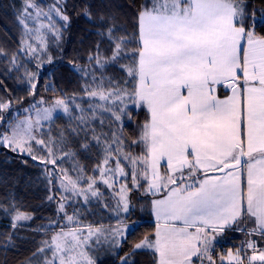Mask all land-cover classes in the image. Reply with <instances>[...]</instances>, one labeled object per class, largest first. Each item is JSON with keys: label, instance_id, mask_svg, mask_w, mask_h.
Masks as SVG:
<instances>
[{"label": "snow or ice", "instance_id": "6c2138e0", "mask_svg": "<svg viewBox=\"0 0 264 264\" xmlns=\"http://www.w3.org/2000/svg\"><path fill=\"white\" fill-rule=\"evenodd\" d=\"M29 7L34 6L27 4L23 16L30 15ZM53 11L59 14V9ZM137 25L134 40L113 37L115 29L107 30L114 45L111 59H120L122 54L131 57L133 64L127 72L136 81L131 92H109L108 96L146 106L150 118L139 141L144 151L136 157L114 156L109 145L103 164L111 161L115 168L98 166L96 171L104 176L111 173L114 180L117 174L126 177L121 164L126 160L132 165L134 186L143 179L148 192L164 193L151 201L156 218L154 239L145 236L134 249H154L156 264H195L196 260L203 264L205 258L208 264H215L210 252L217 236L245 213L255 219L257 227L252 232L259 231L264 237V35L256 33L257 26H264V16L248 14L243 0H152L151 7L138 13ZM132 43L137 47L126 51L124 46ZM29 50L33 51L31 45ZM27 75L29 94L35 95L36 85L31 83L35 77ZM220 86L230 89L231 95L221 99L217 94ZM88 94L98 95L96 91ZM99 95L108 98L102 92ZM8 107L0 102V109ZM31 108L35 118L29 115L10 123L8 131L0 133V144L33 160L37 157L32 154V145L46 150L44 161L52 166L50 175H55L59 160L71 154L57 157L54 148L36 133L58 109L68 113L69 103L57 99L49 107L33 104ZM126 108L125 104L112 115L121 120L122 115H128ZM49 143L54 145L55 141ZM60 172L64 173L60 179L63 191L85 195L86 200V193L98 195L92 191L94 178H88L87 189L78 188L82 177L73 178L63 169ZM118 206L124 213L131 210L126 196H121ZM63 209L61 203L58 212ZM28 218L18 214L14 220ZM67 219L72 221L73 217ZM134 227L120 221L112 235L126 236ZM86 240L82 241L76 230L61 228L50 244L45 242L52 250V259H45L44 264H83L85 253L79 249ZM247 247L252 249L247 264H264V250L257 251L254 242ZM242 251L237 249L233 254L229 250L227 256L236 264H245ZM121 259L127 264L126 257ZM87 264L95 262L88 259Z\"/></svg>", "mask_w": 264, "mask_h": 264}, {"label": "trees", "instance_id": "16d2710c", "mask_svg": "<svg viewBox=\"0 0 264 264\" xmlns=\"http://www.w3.org/2000/svg\"><path fill=\"white\" fill-rule=\"evenodd\" d=\"M147 1L62 0L60 7L68 20L61 29L58 42L50 43V40L47 49L32 55L21 46L24 29L19 9L23 0H0V102L9 104L8 108L0 109V118H11L14 106L28 104L34 97L47 100L75 98L82 105L79 112L75 109L72 114H56L41 131L42 139L54 148L56 156L58 153L71 154L59 160L55 175H50L52 166L44 161L46 150L41 149V159L33 160L30 155L14 152L0 144V264H25L49 237L53 230L50 223L64 216L58 212L60 204L65 202L58 178L63 174L61 169L67 167L74 175L78 169L84 176H96L97 166L102 164L109 145L112 150L119 147L129 154L142 155L144 145L139 141L143 125L149 120L146 107H137L131 102L126 104L128 115H123L121 120H116L106 109L98 111L102 121L92 120L93 112L88 109L92 100L87 93L95 89H114L118 94L133 90L136 81L127 72L133 59L123 54L120 59H111L114 45L107 30L115 29L113 37L134 40L138 34L137 16L146 4H150L151 0ZM243 2L248 14L254 13L257 18L264 16V0ZM256 33L264 35V26H257ZM124 47L127 51L137 45L132 43ZM90 56L95 59L90 60ZM84 68H92V71L85 75ZM27 74L35 77L31 80L36 85L35 95L29 94ZM3 128L7 130L5 122ZM83 145L88 147L83 148ZM131 181L129 177V197L133 207L125 220L132 221L135 227L114 249L117 259L130 253L134 255L133 246L145 236H151L155 229L149 210L150 196L144 189L146 182L139 179V186L134 187ZM77 205L76 202L66 204L71 217L77 211L85 210ZM18 214L28 215L29 219L14 223V216ZM96 223L97 220L90 221V224ZM230 246L233 245L217 244L212 258L223 255L225 247ZM112 256L98 254L96 264H117ZM136 256L139 260L134 264H147L145 256L152 258L143 252H137Z\"/></svg>", "mask_w": 264, "mask_h": 264}, {"label": "rangeland", "instance_id": "374dc122", "mask_svg": "<svg viewBox=\"0 0 264 264\" xmlns=\"http://www.w3.org/2000/svg\"><path fill=\"white\" fill-rule=\"evenodd\" d=\"M149 1V0H148ZM147 1V2H148ZM62 3V0H23L22 7L19 9V17L20 21L21 19L24 20V23L22 24L24 29V34L21 42V46L23 51H28L32 55H39L41 54L44 49H47L49 46V41L51 42H58L59 36L61 34V29L67 24V21L63 19L64 13L61 10L60 4ZM27 4H31L34 7H29L28 12L30 15L27 17L23 16L24 9ZM152 0L150 4H146L144 7H151ZM53 9H59V14H57L56 11H53ZM39 13V15H37ZM27 25V27H25ZM29 45H31V49L33 51L29 50ZM103 63L105 61H102ZM92 68H84L82 69V72L85 75H88V72H91ZM96 91L98 95L96 96H90L88 93L87 97L90 98L89 108L93 112L91 114L92 120H99L102 121L103 117L100 116L98 111H105L108 110L111 112L118 111L119 108L124 107L125 104H131V101L127 100V98H124L123 103L120 99H117L116 96H108L109 92H116L117 95L118 91L114 89H106V90H92ZM103 93L104 96L108 97L107 99H101L99 93ZM58 98L47 100L43 97H34L28 104L21 105V106H14L13 109H11L12 116L6 117L3 116L0 118V133H6L9 128L10 123H14L17 120H23L27 116H32L35 118V111L32 110L31 106L33 104H36L37 107H49L51 106L55 100ZM43 101L42 104L38 103L40 101ZM65 100V99H64ZM69 103L70 111L68 113H64L62 110H57L53 117L58 113L63 114H72L74 110H78V112L82 109V105L79 103V99H68L65 100ZM79 105V107H77ZM25 109H28L29 111H25ZM123 117V115H122ZM121 117V119H122ZM4 122L7 125V130L3 128ZM50 121L42 122V127L37 130V138L42 139L41 131L42 129L49 123ZM116 126V125H115ZM33 147V155L37 158H42V152L41 148L32 145ZM120 149L119 147H114L111 154L112 155H128L129 153L125 152L124 150L120 149V152L117 153L115 150ZM22 153V152H20ZM26 154V153H23ZM28 155V154H26ZM134 157L138 156L136 154H130ZM63 156V153H58L57 157ZM105 157V156H104ZM99 166L101 168L108 167V168H115V164L113 162H109L107 166L103 164ZM121 164L124 166L125 171L128 173L126 177L120 176L117 174L115 180L113 179L111 173L104 176L99 171L98 175L91 174L90 176H84L78 169V173L74 175L71 171L68 170V168H64L63 170H66L67 175L76 178L77 176L82 177L80 184L78 185V188H88V178L92 177L95 180V183L93 184L92 191L98 192L97 196H92L90 193H86L87 200L85 199V195H75L71 192H65L62 189V194L65 196V202L64 209L61 211L64 216H61L57 218V220L50 223L51 226H53V230L51 231L49 237L45 240V242H48V244L51 243V238L54 234L58 233L61 228H63L64 231H68L70 229L76 230L80 236V239L83 241L85 237H87L86 242H84L79 251H82L85 253V258L83 260V264H87V260L91 259L95 262V256L101 253L104 254H113L112 257H114L117 260V264H125V262L122 259H117L116 255H114V249H117L123 240L125 236H113L112 235V229L119 226V222L123 221L124 223L128 224H134L130 220H125L126 215L128 213H124L122 211V206L119 205V201L121 196H126L131 209L133 207L132 202L130 201L129 197V189H128V179L131 178V169L132 165L126 161L121 160ZM98 167V166H97ZM64 177V173L61 174L58 178L59 181ZM107 180L108 184H105L103 181ZM133 184V181H131ZM139 183V182H138ZM111 185V187H109ZM134 186V184H133ZM137 187V186H134ZM61 188V187H60ZM124 188L125 191L121 192V189ZM78 203L77 205L80 209L85 208V210L82 212V210L77 211L73 215V220L69 221L67 219V216H70L68 211V207L66 206L67 203ZM76 206V208H77ZM66 214V215H65ZM25 215V214H23ZM15 215L14 217H16ZM29 217L28 215H25ZM29 219V218H28ZM27 219H20V220H14V223H19L21 221H26ZM97 220L98 223L96 224H90V221ZM129 231V230H128ZM91 233V234H90ZM259 238V237H258ZM260 242H263V238L259 239ZM225 243H231L233 246L227 247V252L223 254L222 257H224L223 262L226 261H233L230 260L227 256L229 250L233 252V254L236 253L237 249H242L241 255H244L245 259H247L248 256L252 255V249L248 248L247 245L249 242H251V238H248L244 234H239L238 238H231L230 236L224 240H222ZM254 242V240H253ZM44 248V252H37L35 255L30 257L25 264H44L45 259H52V250L44 245L41 247ZM141 249V248H140ZM138 250V249H135ZM264 250V244L261 243V248H257V251ZM137 251L134 252V257H136ZM220 256V257H221ZM127 258V264H131L132 259ZM58 264V261H57Z\"/></svg>", "mask_w": 264, "mask_h": 264}, {"label": "crops", "instance_id": "0c3cea01", "mask_svg": "<svg viewBox=\"0 0 264 264\" xmlns=\"http://www.w3.org/2000/svg\"><path fill=\"white\" fill-rule=\"evenodd\" d=\"M217 94H218V96L221 99H223L224 97H226L228 95H231V91H230V89H228V88H226L224 86H220L217 89ZM147 187H148V185L146 183L144 189H145L146 193L150 196V199H149V210L151 212L152 221L154 222L155 228H156V218H155V215L153 214L152 209H151V201L153 199L162 198L164 193L160 192V193H156L154 195L153 193L147 191ZM256 227L257 226L255 224V219L253 217H251L250 215H248L247 213H245L243 215V217L241 219H239L232 227L227 228L223 234L217 236V239H216V241L213 244V249L210 252V255L211 256L213 255V250H214L215 246H217V244H221V245L226 244L222 240L228 238L229 236L231 238H236V237H238L239 234H244L248 238H251V242H253L254 239H257L258 240V246L256 248H261V243L264 244V240H263V242H260L259 239L260 238L264 239V237H262L260 235L259 231L252 232V229H254ZM154 232H155V229H154ZM154 232H153V234L151 236H149L150 238L154 239ZM249 233H251V234H249ZM225 248H227V247H225ZM133 251L143 252V253L148 254L149 256L151 255V257H152L151 260H150V258L145 256V260L148 261L147 264H156L157 254L155 253L154 249H149V248H146V247H142L141 249H138V250L133 249ZM226 252H227V249H225V253ZM221 255L222 254H220V256ZM220 256H218L217 258H214V256H213V260L215 261V264H220L221 262H223V261H221L222 260L221 257L223 255L221 257ZM122 257H128V258L132 259L133 261H131V264H134L135 262H138V260H139V259L137 260V256L134 257L133 253L132 254L130 253L129 255H124ZM122 257H120L119 259H121ZM197 263H198V260L195 261V264H197ZM203 264H208V260L206 258L204 259Z\"/></svg>", "mask_w": 264, "mask_h": 264}, {"label": "built area", "instance_id": "2783aa9c", "mask_svg": "<svg viewBox=\"0 0 264 264\" xmlns=\"http://www.w3.org/2000/svg\"><path fill=\"white\" fill-rule=\"evenodd\" d=\"M254 243L256 244V247H257L258 246V240L254 239ZM197 264H201V262L198 260ZM220 264H236V262L233 260V261L221 262ZM245 264H247V259H245ZM252 264H260V262L254 261V262H252Z\"/></svg>", "mask_w": 264, "mask_h": 264}]
</instances>
